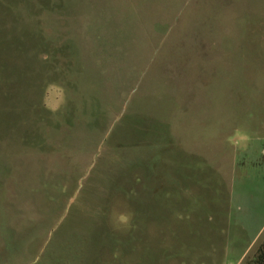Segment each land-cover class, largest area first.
I'll use <instances>...</instances> for the list:
<instances>
[{"label": "rangeland", "instance_id": "rangeland-1", "mask_svg": "<svg viewBox=\"0 0 264 264\" xmlns=\"http://www.w3.org/2000/svg\"><path fill=\"white\" fill-rule=\"evenodd\" d=\"M263 236L264 0H0V264H246Z\"/></svg>", "mask_w": 264, "mask_h": 264}, {"label": "trees", "instance_id": "trees-1", "mask_svg": "<svg viewBox=\"0 0 264 264\" xmlns=\"http://www.w3.org/2000/svg\"><path fill=\"white\" fill-rule=\"evenodd\" d=\"M246 264H264V236L256 247L253 257Z\"/></svg>", "mask_w": 264, "mask_h": 264}]
</instances>
